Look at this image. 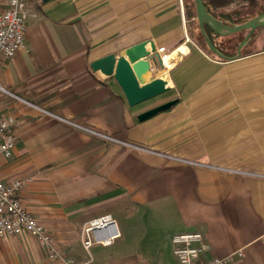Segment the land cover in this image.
<instances>
[{"label": "crops", "instance_id": "obj_1", "mask_svg": "<svg viewBox=\"0 0 264 264\" xmlns=\"http://www.w3.org/2000/svg\"><path fill=\"white\" fill-rule=\"evenodd\" d=\"M26 6V47L0 59V118L15 119L0 180L30 179L20 200L61 253L75 264H179L171 236L200 231L209 251L194 264L237 251L228 264H264V48L210 57L188 36L181 0ZM146 39L178 59L152 65L150 77L167 81L161 98L130 106L90 62ZM208 88L215 104L189 102ZM103 214L120 236L85 249L82 226ZM0 264L60 262L23 232L0 237Z\"/></svg>", "mask_w": 264, "mask_h": 264}, {"label": "built area", "instance_id": "obj_2", "mask_svg": "<svg viewBox=\"0 0 264 264\" xmlns=\"http://www.w3.org/2000/svg\"><path fill=\"white\" fill-rule=\"evenodd\" d=\"M26 3L27 0H6V7L0 12V59L12 58L26 47L25 32L29 15ZM156 51L160 64L167 69L165 60L170 53L164 46ZM14 123L12 115L0 118V156L5 158L12 155L15 146ZM28 182L29 178H16L8 182L0 180V237L29 233L47 250L49 258L58 260L60 264H75L73 258L61 253L51 233L23 206L19 193ZM119 236L116 219L111 214L87 221L80 231V240L85 249L93 244L110 245ZM171 244L172 254L179 264H194L209 251L200 231L175 233L171 236ZM242 255V251L226 256L210 255L202 264H228Z\"/></svg>", "mask_w": 264, "mask_h": 264}, {"label": "water", "instance_id": "obj_3", "mask_svg": "<svg viewBox=\"0 0 264 264\" xmlns=\"http://www.w3.org/2000/svg\"><path fill=\"white\" fill-rule=\"evenodd\" d=\"M194 6L204 42L212 53L222 59L232 60L239 57L241 49L246 45L252 31L264 26V11L242 23L230 25L208 12L202 0H194ZM205 26L219 36H229L243 30H247V34L236 46L235 55L228 56L214 46L206 33ZM154 64L161 65L159 55L154 42L151 39H146L124 48L119 54L109 53L93 59L90 62V68L103 79L112 77L122 89L128 105L133 106L154 98L167 89L165 79L150 77ZM176 102V99L169 100L140 113L137 118L143 121L169 109Z\"/></svg>", "mask_w": 264, "mask_h": 264}, {"label": "trees", "instance_id": "obj_4", "mask_svg": "<svg viewBox=\"0 0 264 264\" xmlns=\"http://www.w3.org/2000/svg\"><path fill=\"white\" fill-rule=\"evenodd\" d=\"M203 4L205 5L208 12H210L215 18L222 20L226 24H238L246 21L247 19L251 18L252 15H240L237 10L231 9L230 5H232L234 2L238 1H245V0H202ZM183 9H184V16H185V23H186V29L188 36L209 56L224 60L214 53L210 51L207 44L204 42L202 34L199 30L196 12H195V6H194V0H183ZM263 11V9H258L257 13ZM208 36L214 46L221 51L222 53L228 55V56H234L236 51L237 43L234 44L233 52H230V47H220L218 45V38H222L221 36L215 34L211 30H207ZM233 35V34H232ZM230 36V35H229ZM228 37V36H227ZM203 40V41H202ZM248 45H245L241 49V54L245 52H251L250 50H245Z\"/></svg>", "mask_w": 264, "mask_h": 264}, {"label": "rangeland", "instance_id": "obj_5", "mask_svg": "<svg viewBox=\"0 0 264 264\" xmlns=\"http://www.w3.org/2000/svg\"><path fill=\"white\" fill-rule=\"evenodd\" d=\"M181 2H182V4H183V0H181ZM244 1H241V2H238V1H236V2H234L232 5H230V8L231 9H237L239 6H240V4L241 3H243ZM262 7H264V4L263 5H260V8H262ZM259 8V9H260ZM251 14H254V12H252V13H249V14H244V15H246V16H248V15H251ZM244 15H242V16H244ZM255 15V14H254ZM253 16V15H252ZM261 30H263L264 31V28H262ZM243 34H244V32H238V33H235V34H233V35H230V36H228V37H226V38H218L217 39V41L219 40H225V39H230V40H232V42L234 43V44H236L240 39H241V37L243 36ZM203 41V40H202ZM233 48H234V46H230V52H233L234 50H233ZM261 48H264V40L263 41H261V39H259V40H257V42L256 43H254V44H250V45H248L247 46V48H245V50L244 51H246V50H250V51H252V50H254V49H261ZM211 57V56H210ZM203 92H202V94L201 93H199L198 95H195V96H192V97H190L191 98V100L189 101L190 103H200L201 101H202V99H204V98H209V102H210V104H215L216 103V101H215V99H216V97H211L210 96V94L211 93H214L215 92V90H211V89H204V90H202ZM204 94H208V95H204ZM204 95V96H203ZM163 96V94H160L159 96H157L155 99H159V98H161ZM207 96V97H206ZM154 209H161V208H150V210L149 211H151V212H149V214H154L153 213V210ZM161 210H163V209H161ZM129 214L130 215H133V214H135V209H134V206L131 204V202H130V204H129Z\"/></svg>", "mask_w": 264, "mask_h": 264}, {"label": "flooded vegetation", "instance_id": "obj_6", "mask_svg": "<svg viewBox=\"0 0 264 264\" xmlns=\"http://www.w3.org/2000/svg\"><path fill=\"white\" fill-rule=\"evenodd\" d=\"M263 4H264V0H245L243 3L240 4V6L236 10L238 11V13L240 15L249 14V13H252V12H254V14L257 15V14H259V13L264 11V7L260 8V5H263ZM259 8L263 9V11L257 13ZM262 28H264V26L252 31V33L250 34V36H249V38L247 40L246 45L254 44L259 39H261V41L264 40V31L261 30ZM205 30H206V33L208 34L207 30H211V29L205 26ZM240 32H244V34L241 37V39L237 42V45L244 38V36L247 34V30H243V31H240ZM221 37L226 38L227 36H221ZM233 42L230 39H225V40H220V41L218 40V45L220 47H230V46L234 45Z\"/></svg>", "mask_w": 264, "mask_h": 264}, {"label": "bare ground", "instance_id": "obj_7", "mask_svg": "<svg viewBox=\"0 0 264 264\" xmlns=\"http://www.w3.org/2000/svg\"><path fill=\"white\" fill-rule=\"evenodd\" d=\"M181 50L185 51L186 48L185 47H181ZM178 57L177 53H172L170 54V56L168 57V59L165 60V64L166 66L169 68L173 65L174 61L176 60V58ZM178 59V58H177Z\"/></svg>", "mask_w": 264, "mask_h": 264}]
</instances>
